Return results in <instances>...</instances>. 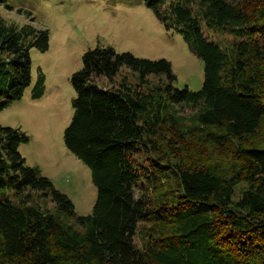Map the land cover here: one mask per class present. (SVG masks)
Here are the masks:
<instances>
[{
    "label": "trees",
    "instance_id": "trees-1",
    "mask_svg": "<svg viewBox=\"0 0 264 264\" xmlns=\"http://www.w3.org/2000/svg\"><path fill=\"white\" fill-rule=\"evenodd\" d=\"M142 1L203 61L200 89L177 88L164 57L83 53L63 141L96 187L87 214L25 162L28 135L0 125V264H264V0ZM33 46L48 48L47 29L0 17L2 105L29 86ZM142 182L152 191L138 195ZM25 189L51 194L57 213L16 202Z\"/></svg>",
    "mask_w": 264,
    "mask_h": 264
},
{
    "label": "rangeland",
    "instance_id": "rangeland-1",
    "mask_svg": "<svg viewBox=\"0 0 264 264\" xmlns=\"http://www.w3.org/2000/svg\"><path fill=\"white\" fill-rule=\"evenodd\" d=\"M0 17L17 25L29 23L45 28L49 34L47 49L35 46L29 49L31 82L22 97L5 106L0 99V125L16 127L26 133L28 141L18 145L25 162L37 166L56 189L71 199L76 214L90 213L96 198L90 169L63 141L64 129L73 113L75 90L71 76L82 67L83 53L102 45L140 57H164L171 62L176 75L175 86H187L192 91L202 85L204 63L179 33L163 27L142 0H5L0 3ZM204 33L211 40L230 41L225 33ZM121 74L132 78L124 68ZM96 79L101 85H111L105 77ZM39 82L42 94L35 98L33 92ZM178 108L181 119L190 124L193 110L184 103ZM262 130L264 134V128ZM243 186L240 184L238 189ZM149 191L152 187L142 182L136 193ZM22 199L27 204L57 213L49 193L42 195L25 189L14 196L16 202ZM66 221L76 225L71 216ZM148 225L145 221L139 224L134 236L139 246Z\"/></svg>",
    "mask_w": 264,
    "mask_h": 264
}]
</instances>
